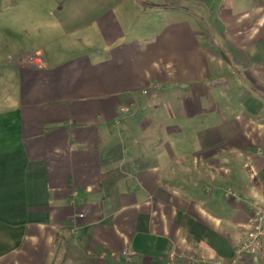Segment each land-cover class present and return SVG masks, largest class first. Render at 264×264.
Wrapping results in <instances>:
<instances>
[{"label": "crops", "instance_id": "0c3cea01", "mask_svg": "<svg viewBox=\"0 0 264 264\" xmlns=\"http://www.w3.org/2000/svg\"><path fill=\"white\" fill-rule=\"evenodd\" d=\"M184 1L58 0L1 65L0 264L231 258L264 206V0Z\"/></svg>", "mask_w": 264, "mask_h": 264}, {"label": "rangeland", "instance_id": "374dc122", "mask_svg": "<svg viewBox=\"0 0 264 264\" xmlns=\"http://www.w3.org/2000/svg\"><path fill=\"white\" fill-rule=\"evenodd\" d=\"M57 1L0 0V70L2 69L1 65L12 60L13 56H17L19 53L23 58L25 52L30 51L32 48L29 44L30 38L39 32L38 26L41 21L52 18L54 13L52 10L58 5ZM184 3L188 4L189 2L185 0ZM230 47L234 49L233 46ZM230 47L223 44L225 51L230 50L232 52ZM236 49L240 50V48ZM28 56H30L29 53H27L26 58ZM145 93L146 91H144ZM125 109H123L124 113L128 111L127 108ZM228 190L224 193L225 196H227Z\"/></svg>", "mask_w": 264, "mask_h": 264}, {"label": "built area", "instance_id": "2783aa9c", "mask_svg": "<svg viewBox=\"0 0 264 264\" xmlns=\"http://www.w3.org/2000/svg\"><path fill=\"white\" fill-rule=\"evenodd\" d=\"M261 153V150H256V154L260 155ZM226 195L234 196L235 193L228 190ZM253 217L254 220L251 228L246 232L240 243L236 245L229 260L194 258L192 262L194 264H257L258 261L264 263V206H254ZM121 257L125 261H129L131 259L130 250H123ZM175 259L176 253L174 251L170 252L169 264H175Z\"/></svg>", "mask_w": 264, "mask_h": 264}]
</instances>
